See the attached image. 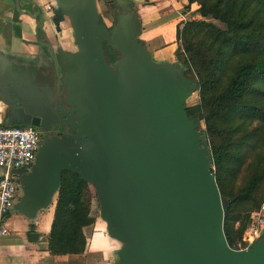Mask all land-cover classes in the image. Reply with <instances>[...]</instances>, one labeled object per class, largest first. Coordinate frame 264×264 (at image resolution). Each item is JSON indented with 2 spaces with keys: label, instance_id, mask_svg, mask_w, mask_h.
Instances as JSON below:
<instances>
[{
  "label": "water",
  "instance_id": "obj_1",
  "mask_svg": "<svg viewBox=\"0 0 264 264\" xmlns=\"http://www.w3.org/2000/svg\"><path fill=\"white\" fill-rule=\"evenodd\" d=\"M114 3L110 33L98 23L93 0H60L52 12L57 25L65 15L72 20L82 52L67 81L69 110L59 104L58 85L59 120L40 114L66 131L43 141L29 171L11 172L24 192L20 212L32 216L50 205L62 174L71 172L94 188L109 236L125 243L116 264H264V238L245 251L227 242L228 203L205 135L184 111L195 82L177 64H155L138 41L140 24L129 2ZM105 42L118 54L112 65ZM6 86L0 87L6 126L36 127L23 108L38 115L41 105Z\"/></svg>",
  "mask_w": 264,
  "mask_h": 264
},
{
  "label": "trees",
  "instance_id": "obj_2",
  "mask_svg": "<svg viewBox=\"0 0 264 264\" xmlns=\"http://www.w3.org/2000/svg\"><path fill=\"white\" fill-rule=\"evenodd\" d=\"M188 2L199 6L198 13L204 20L187 21L177 27V57L192 72L199 93L198 121L209 136L219 194L228 203L224 234L233 245V213L264 182V162H258L237 192L226 193L223 187L226 177L237 176L245 159L243 150L257 136L255 131H248L249 126L255 122L264 126V0ZM90 205L88 184L79 175L64 172L47 238L51 255L84 253L87 240L83 229L91 224L93 214ZM249 214L237 232V240Z\"/></svg>",
  "mask_w": 264,
  "mask_h": 264
},
{
  "label": "crops",
  "instance_id": "obj_3",
  "mask_svg": "<svg viewBox=\"0 0 264 264\" xmlns=\"http://www.w3.org/2000/svg\"><path fill=\"white\" fill-rule=\"evenodd\" d=\"M59 1L0 0V87L5 88L10 84L6 87L15 88L17 96L27 93L39 105L47 103L49 107L53 92L57 91L59 85L60 106L68 111L71 91L67 81L75 70L74 57L82 50L72 20L65 15L64 21L57 25L53 19L52 12L59 6ZM127 1L140 24L138 41L145 47L151 60L157 65L180 66L176 29L184 22L199 20V6L190 4L188 0ZM93 3L98 23L110 33L118 13L114 0H93ZM7 108L0 98L1 120L5 126L8 124ZM55 203L56 196L50 205L38 209L32 216H26L13 207L2 218L1 226L8 234L0 244L1 264H82L83 253L53 256L48 250L47 238ZM87 230L88 227L83 229L87 240L84 254L90 251V246L93 247L95 239L102 238L95 233L93 239L88 240ZM104 263L117 262L108 258Z\"/></svg>",
  "mask_w": 264,
  "mask_h": 264
},
{
  "label": "rangeland",
  "instance_id": "obj_4",
  "mask_svg": "<svg viewBox=\"0 0 264 264\" xmlns=\"http://www.w3.org/2000/svg\"><path fill=\"white\" fill-rule=\"evenodd\" d=\"M202 20L204 19L200 17V19L196 21ZM103 53L109 63H112V59L115 60L118 57L116 51L108 43L103 46ZM179 63L183 69V72H186V74L184 73L185 77L194 82L192 72L186 69L182 65L181 61H179ZM184 111L190 119H193L196 124H198L197 130L204 133L205 140L209 147L210 140L208 134L206 133L205 126L201 121H198L201 115L198 91L187 98L184 105ZM248 131H255L257 136L253 137V139H251L245 146L243 150L245 159L239 169L237 176H235L234 178H225L223 187L226 193L237 192L238 189H240L247 183L248 178L253 171V167L258 162H264V126L261 127L259 122H255L251 126H249ZM214 171L215 167H213L212 165V172ZM1 175L2 171L0 170V176ZM88 188L91 196L90 211H93V214L90 215L91 224L88 226L86 236L88 240H90V238L92 240L95 233H97L100 234L102 238H100V240L95 239V241L93 242V247H89L90 251L88 250L87 252H85L86 254L83 253L85 257L82 264H105L104 262H106V259L108 258H111V261L113 262H118L119 256L117 251L121 250L125 246V243L116 239H112L109 236L107 222L101 216V208L97 193L92 186L88 185ZM23 196L24 192L22 191L21 187H19L14 204V210L18 212L23 210V204L21 202ZM262 202H264V182L259 185L255 193L249 200H247L246 202H240L235 212L233 213V217L235 218L232 223V229L234 232L232 235L234 242L238 241L237 232L242 228L248 214L251 211L253 212V210L257 209Z\"/></svg>",
  "mask_w": 264,
  "mask_h": 264
},
{
  "label": "built area",
  "instance_id": "obj_5",
  "mask_svg": "<svg viewBox=\"0 0 264 264\" xmlns=\"http://www.w3.org/2000/svg\"><path fill=\"white\" fill-rule=\"evenodd\" d=\"M45 139L32 127L5 126L0 112V244L8 231L1 220L14 207L19 185L11 174L14 170L29 171L36 162L39 147ZM264 238V202L249 214L240 239L231 245L238 251L248 250ZM1 264V263H0Z\"/></svg>",
  "mask_w": 264,
  "mask_h": 264
},
{
  "label": "flooded vegetation",
  "instance_id": "obj_6",
  "mask_svg": "<svg viewBox=\"0 0 264 264\" xmlns=\"http://www.w3.org/2000/svg\"><path fill=\"white\" fill-rule=\"evenodd\" d=\"M52 97H53V100L50 103V106L47 107V103H43V105H41L37 108V113L40 116V114L43 112V114H45V116L47 117V119L45 118L46 120H50V121L56 120L57 121V120H59V117L55 116V115H56V113H59V111L57 108L56 91L53 92ZM59 104H60V102H59ZM17 105H19V104H17ZM23 107H25V105ZM32 111H33V113H30L26 109L23 108V113H24V115L30 117V122H33L34 120H36L34 122L37 124V126L32 127V128H34L44 139L59 136L60 134H62L66 131L62 124L60 126H56V125L53 126L51 123L43 122V118L41 116H40L41 117L40 118L38 115H36L35 110H32ZM8 112H9V109L7 110V113Z\"/></svg>",
  "mask_w": 264,
  "mask_h": 264
}]
</instances>
